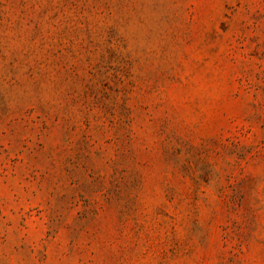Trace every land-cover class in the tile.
<instances>
[{"label":"rangeland","instance_id":"obj_1","mask_svg":"<svg viewBox=\"0 0 264 264\" xmlns=\"http://www.w3.org/2000/svg\"><path fill=\"white\" fill-rule=\"evenodd\" d=\"M0 264H264V0H0Z\"/></svg>","mask_w":264,"mask_h":264}]
</instances>
